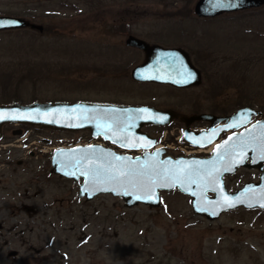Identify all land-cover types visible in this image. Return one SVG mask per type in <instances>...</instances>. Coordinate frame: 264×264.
Here are the masks:
<instances>
[{
  "label": "rangeland",
  "instance_id": "obj_1",
  "mask_svg": "<svg viewBox=\"0 0 264 264\" xmlns=\"http://www.w3.org/2000/svg\"><path fill=\"white\" fill-rule=\"evenodd\" d=\"M195 2L0 0V16L44 28L41 34L0 33V104L11 98L21 104L91 101L153 108L183 103L179 109L189 112L193 100L208 111V99L217 97L228 112L251 107L261 115L253 122L264 118V6L199 19ZM28 9L38 16L20 15ZM128 34L187 51L203 70L202 85L179 92L132 81L130 72L143 55L125 46ZM18 128L22 134L13 135ZM146 133L158 144L164 134ZM76 137L26 125L5 129L0 264H264V210L240 207L210 221L194 214L191 199L177 190L161 192L156 209L126 208L108 194L79 199L81 180L59 178L50 167L52 152ZM260 175L239 169L224 178L225 189L257 183Z\"/></svg>",
  "mask_w": 264,
  "mask_h": 264
},
{
  "label": "water",
  "instance_id": "obj_2",
  "mask_svg": "<svg viewBox=\"0 0 264 264\" xmlns=\"http://www.w3.org/2000/svg\"><path fill=\"white\" fill-rule=\"evenodd\" d=\"M262 6H264V0H196L193 13L200 19H213L225 14L258 9ZM0 22L8 24L6 27H0V33L30 29L41 34L44 30L42 25L31 23L28 19L22 17L0 16ZM125 45L129 48L142 51L144 55L143 62L134 67L130 73L133 81L165 84L176 88H189L201 84L202 79L199 70L193 66L189 54L182 48H163L158 45H151L131 35L126 38ZM184 70L191 72L195 78L186 83L180 82L185 79L183 75ZM81 110L84 111L82 112ZM0 114L26 117L20 119H0V139L2 138L4 126L26 125L62 132L89 130L93 137L102 136L105 140L121 149L145 150L143 155L137 157L116 154L110 149L99 146H76L54 150L50 162L51 173L60 178L72 180L75 183L81 180L78 188V198H84L87 202L99 195L108 194L122 199L126 208H133L141 204L150 209H156L161 205V192L177 190L191 199L190 205L194 214L203 216L210 221L218 219L223 213L240 207L247 210H264V207L260 206L264 203V159L260 158L262 155L260 138L264 135V127L261 126H264V118L252 122V119L260 116V113L250 107L239 108L234 114L225 118L207 115L191 116L188 118L187 121L190 123L203 120L211 121L212 124L224 123L223 126H219L215 130L211 127L209 132L194 136L185 130L183 139L193 147H207L222 132L234 131L223 142L216 145L211 155L206 158H172L164 156L165 151L162 149L149 152L148 150L154 146L155 140L148 135L138 133V131L144 125L149 124L164 126L166 125L165 123L174 119L173 117L175 116L171 111H160L153 107L91 104L85 102H33L30 104L15 102L0 105ZM231 124H236L237 126L229 127ZM105 136L108 138L106 139ZM230 137L232 138L231 140L229 139ZM241 138L248 140L251 145L245 151L242 163L234 162L241 159L238 155H233L231 159L225 157L223 161L218 160V152L223 155L234 144H238ZM114 140L118 142L114 143ZM122 143L135 144L137 146L121 147ZM145 143L148 144L147 147L139 146ZM218 146L223 147L218 148ZM109 153L112 155H107ZM84 156L88 157L87 161L81 159ZM115 156L128 159L117 161L114 159ZM77 159H81V165L73 167ZM109 162L115 167L135 165L143 166L148 170L153 168L159 170L175 166L180 162L193 169L203 165L207 170L216 167L220 168L221 171L219 179L215 183L209 177H205L204 179L197 177V183L190 184L185 180L183 187L180 186V183H176L173 187L156 188L152 199L142 198L137 200L136 196L143 195L142 191L133 188L127 183L121 185L105 181L94 186L88 182L85 176L80 175L81 168L87 169L89 166L99 167L101 165L107 167ZM163 162L169 163L164 164ZM225 167L231 170H223ZM239 169L260 172L259 181L257 183L247 182L240 189L228 192L225 189L224 178L235 174ZM71 172H76V175L66 174ZM157 180L158 182H164L159 177H157ZM214 187L216 191L212 190ZM209 193L213 194V196H210ZM225 196L230 201L240 202L235 203L232 207H227L224 204Z\"/></svg>",
  "mask_w": 264,
  "mask_h": 264
},
{
  "label": "snow or ice",
  "instance_id": "obj_3",
  "mask_svg": "<svg viewBox=\"0 0 264 264\" xmlns=\"http://www.w3.org/2000/svg\"><path fill=\"white\" fill-rule=\"evenodd\" d=\"M6 26H8L7 23L0 22V27H6ZM183 75L185 79L180 82L186 83L195 78L191 72H187L186 70L183 71ZM81 111L83 112L84 110ZM141 111H145V110H141ZM9 118L20 119L26 117H22L18 115L6 116L4 114H0V119H9ZM236 126H237L236 124L229 125V127H236ZM105 138L107 139L108 137L105 136ZM229 139L231 140L232 138L230 137ZM113 142L116 143L118 141L114 140ZM260 143L262 149V155L260 158L264 159V135H262V137L260 138ZM130 146L135 147L137 145L127 144V143L121 144V147H130ZM139 146L147 147L148 144L145 143ZM250 146L251 145L248 140L241 138L238 144H234L231 147V149L226 150L223 155L219 154L218 152L217 153L218 160L223 161L225 157L231 159L233 155H238L241 157V159L235 160L234 162L242 163L243 162L242 157L245 151L247 150V148ZM219 147H223V146H218V148ZM107 155L111 156L112 154L109 153ZM81 159L87 161L88 157L84 156ZM81 159H77L73 167L81 165ZM114 159L120 161L128 158L115 156ZM163 163L168 164L169 162H163ZM223 170L230 171L231 169L225 167ZM220 171L221 169L216 167H213L211 170H207L203 165L193 169L190 166H185L180 162H178V164L175 166L165 167L159 170L155 168L148 170L143 166H135V165H128L126 167H115L109 162L107 167L101 165L99 167L89 166L87 169L81 168L80 175L85 176L88 182H90L94 186L97 185L98 183H102L105 181L112 182L115 184H121V185L127 183L131 185L133 188L142 191L143 195L136 196V199L140 200L142 198L152 199L155 195L156 188L173 187L175 186L176 183H180V186L183 187V183L185 180L190 184L197 183V177H199L200 179L209 177L211 178L213 183H215L219 179ZM66 174L76 175V172H71ZM157 177L161 178L162 181L164 182H158ZM102 190H109V189H102ZM212 190L216 191V188L214 187ZM193 195H195V193H193ZM237 202L240 201H230L228 197L226 196L224 197V204L227 207H232ZM260 206L264 207V203H262ZM213 215H215V213H213Z\"/></svg>",
  "mask_w": 264,
  "mask_h": 264
},
{
  "label": "flooded vegetation",
  "instance_id": "obj_4",
  "mask_svg": "<svg viewBox=\"0 0 264 264\" xmlns=\"http://www.w3.org/2000/svg\"><path fill=\"white\" fill-rule=\"evenodd\" d=\"M128 36H130V34H128L127 37ZM131 36H133V35H131ZM143 41H145V40H143ZM145 42H147V41H145ZM148 44H151V43H148ZM151 45H158V44H151ZM158 46H161V45H158ZM161 47H163V48H180V47H164V46H161ZM127 48L129 50H135L137 52H140L143 55V52L138 50V49H133V48H129V47H127ZM189 57H190V60H191V63L193 64V66L195 68H197V65H198L197 61L193 59V61H194L193 62L190 55H189ZM143 60H144V55H143V59H142L141 63L143 62ZM140 64H138V65H140ZM138 65H136V66H138ZM198 70H199V72L201 74V79H202L201 80V84L199 86H194V87H189V88H176V87H173V86H170V85H165V84L140 83V82H136V83L149 84V85H159V86L169 87V88H171V89H173L175 91L187 92V91H191L193 89L199 88L202 85V83H203V70L202 69H198ZM213 94L218 95L219 93L213 92ZM216 98L217 97H214L212 99H208V101H210L213 104V106L208 111H202V109L200 107V104H196L195 103L196 100L192 101L191 110L189 112H185V110L181 111L179 109V106L184 108L183 103H181L177 107L173 106V107L156 108L157 110H160V111H171L175 115L173 117L174 119H171L170 121H168V123H165L166 125H164V126L151 125V124L144 125L143 127H141V129L138 131V133L149 135L146 132H149L151 134H159V133H162L164 131H168L170 135H176L177 133L184 134L185 130H187L190 134H192L194 136V135H199V134H202V133L209 132L211 127L215 130L219 126H223L222 125L223 122L222 123H218V124H212L211 121L203 120V121H194V122L190 123L187 120L191 116H199V115H207V116H213V117H217V118H225V117H228V116L232 115L233 113H235L239 109V108H236L233 112L232 111L228 112V111H226V110H224L223 108L220 107V105H222V104H221V102L215 101ZM80 102H83V101H80ZM84 102L85 103H91V104L125 105V104L114 103V102H91V101H84ZM8 126H10V125L4 126V128L2 130L3 137H4L5 129L8 128ZM11 126H14V125H11ZM21 126H23V125H20V127ZM49 130L51 132H55V133L66 134V135H76L77 136L72 141L64 142V144L66 145L64 148H66V147L67 148L68 147H74V146H99V147H102V148H105V149H110L116 154H123L119 147H117V146L113 145L112 143H110L109 141L105 140L102 136L93 137V135L91 134V132L89 130H83V131H79V132H68V131H63L62 132V131H55V130H52V129H49ZM13 131H12L13 135H21L22 131H23V128H18V129L13 130ZM233 132L234 131L230 132V134H232ZM225 137H226V135L224 133L219 134L217 136L216 141L214 142V144L216 145V144L222 142L225 139ZM155 143H156V140H155ZM215 145H212V147H214ZM0 151H1V149H0ZM205 153L200 151L199 153L196 154V156L197 157L198 156L199 157H208L209 154H205ZM17 165L21 166L23 164H17ZM55 176H57V175H55Z\"/></svg>",
  "mask_w": 264,
  "mask_h": 264
},
{
  "label": "built area",
  "instance_id": "obj_5",
  "mask_svg": "<svg viewBox=\"0 0 264 264\" xmlns=\"http://www.w3.org/2000/svg\"><path fill=\"white\" fill-rule=\"evenodd\" d=\"M165 135H166V134H165ZM165 139H166V136H164V139H163V140H165ZM175 139L178 141V140L180 139V136H177ZM162 146H163V145H162ZM165 146H167L169 149H174V146H172V145L165 144ZM178 150H179L180 152L185 153V154H189V153H193V152H194L191 148H189V147L186 146V145H180V146H178Z\"/></svg>",
  "mask_w": 264,
  "mask_h": 264
},
{
  "label": "trees",
  "instance_id": "obj_6",
  "mask_svg": "<svg viewBox=\"0 0 264 264\" xmlns=\"http://www.w3.org/2000/svg\"><path fill=\"white\" fill-rule=\"evenodd\" d=\"M29 11H32L31 9H28V10H24L23 12H22V14H20V15H23V16H30V17H34V18H36L38 15L36 14V12H34V11H32V12H29ZM35 11H37V8H35ZM36 14V15H35ZM18 99H13V98H11V99H9V100H7V101H2V102H4V103H10V102H12V101H17ZM238 104H240V103H238ZM247 104H250V103H247Z\"/></svg>",
  "mask_w": 264,
  "mask_h": 264
},
{
  "label": "bare ground",
  "instance_id": "obj_7",
  "mask_svg": "<svg viewBox=\"0 0 264 264\" xmlns=\"http://www.w3.org/2000/svg\"><path fill=\"white\" fill-rule=\"evenodd\" d=\"M212 148L208 149L207 152H211Z\"/></svg>",
  "mask_w": 264,
  "mask_h": 264
}]
</instances>
